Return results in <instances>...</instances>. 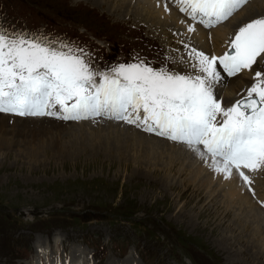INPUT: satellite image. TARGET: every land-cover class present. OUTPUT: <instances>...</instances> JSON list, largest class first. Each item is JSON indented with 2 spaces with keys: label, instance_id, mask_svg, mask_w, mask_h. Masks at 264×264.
Wrapping results in <instances>:
<instances>
[{
  "label": "rangeland",
  "instance_id": "1",
  "mask_svg": "<svg viewBox=\"0 0 264 264\" xmlns=\"http://www.w3.org/2000/svg\"><path fill=\"white\" fill-rule=\"evenodd\" d=\"M121 1L115 0L110 7H105V0H99L103 4L99 6L84 0H0V26L10 32L15 28L18 32L35 34L37 27L46 23L53 37L67 34L73 44L89 52L91 66L96 70L123 63L119 59L125 57L124 63L139 59L157 69L166 65L175 72L192 71L187 63H170L166 59L183 55L187 60L185 48L176 50L174 47L173 51L171 44L167 50L161 42L165 35L173 39L176 32L150 26L152 20L145 18V12L140 13V18L116 15L121 10ZM254 1L247 3L251 5ZM132 8L129 7V11ZM256 13L264 17V9L255 2L243 18ZM175 35L177 39L179 34ZM92 37L101 41L102 46L94 41L95 45L91 44ZM175 39V43H181ZM207 43L214 47L211 37ZM263 68L258 58L249 72L264 73ZM245 77L234 97L222 101L225 108L234 104L239 91L245 89L248 78ZM6 116L12 120L26 118ZM75 122L72 128L88 127V122ZM97 128L92 126V132L101 130ZM59 139L67 140L66 136ZM23 140L28 141L27 138ZM37 143L42 145L35 141L0 150V264H29L34 259L32 243L38 235L48 240L56 253H67L73 243L81 245L91 251L95 264H108L110 259L119 261L121 259L117 258L131 249L138 253V264H264V250L249 248L255 246L259 236L254 243L248 241L246 246L242 243L248 236L240 235L247 240L237 242L236 248L225 245L220 237L223 233L230 234L228 237H233V241L241 238L234 233V230L244 231L234 214L239 203L221 199L224 197L219 194L224 192H214L217 184L201 183V176L190 179L187 166L179 172L176 167L180 162L175 168L160 171L158 158L149 159L146 168H139L137 161L127 164L125 158L117 154L112 163L97 157L92 164L91 160L87 162L90 157L70 158L66 152L58 155L48 149H39ZM256 177L259 179L258 192H263L264 169L259 170ZM164 178L168 180L165 186L161 181ZM196 192L201 194H194ZM232 203L236 204L233 208ZM215 205H220V211ZM209 211L216 214L214 219ZM245 220L247 231H254L248 218ZM216 228L221 231H215ZM53 236L60 239L53 242ZM187 237L191 238L185 240ZM76 259L74 256L71 262Z\"/></svg>",
  "mask_w": 264,
  "mask_h": 264
},
{
  "label": "snow or ice",
  "instance_id": "2",
  "mask_svg": "<svg viewBox=\"0 0 264 264\" xmlns=\"http://www.w3.org/2000/svg\"><path fill=\"white\" fill-rule=\"evenodd\" d=\"M193 24L211 29L227 21L248 0H175ZM167 10V9H166ZM189 24L188 31L195 27ZM180 73L142 60L105 70L91 66V54L73 43L0 26V113L80 121L105 117L183 143L211 168L244 185V170L264 169V73L225 108L215 86L251 70L264 57V17L239 27L229 50L209 56L185 44ZM222 70V71H221ZM202 146V147H201Z\"/></svg>",
  "mask_w": 264,
  "mask_h": 264
},
{
  "label": "bare ground",
  "instance_id": "3",
  "mask_svg": "<svg viewBox=\"0 0 264 264\" xmlns=\"http://www.w3.org/2000/svg\"><path fill=\"white\" fill-rule=\"evenodd\" d=\"M84 1L92 2L94 4L93 6L103 5L99 2V0ZM113 1L115 0H105V7H110ZM255 2L259 4L262 9H264V0H255L251 5L248 4L246 7L244 6L245 8L242 7L244 9L241 8L242 10L240 9V11L236 12L220 27L215 26L216 29L213 31L204 28L202 25L193 24L191 20H188L186 15H183L178 10L175 0H122L120 2L121 10L119 11V13H116V15H134V17L137 18L139 17L141 12H145V18L149 17L152 20L150 26H155L158 28H161L162 26L164 29H171V31L176 32L175 34H179L178 38L175 39L176 41L184 42L185 44L189 45L190 48L192 47L199 51H203L209 56H221L227 50L228 45L230 44V39L234 37L236 31L239 29V24L250 17H256L259 15L256 13L257 15L251 14L243 18V16L246 15V11L249 8L253 7V4ZM129 7L133 8L129 11ZM110 10L111 13H114L112 12V8ZM125 12L130 13L125 14ZM141 15L144 16L143 14ZM189 24H193V26L195 27L194 32L188 31ZM234 28H236L235 31ZM210 37L212 39V43H214V47H211L207 43V40ZM189 39L191 40L190 43L188 42ZM261 63L264 64V57H261ZM246 72L247 70H244L242 74L250 77V72ZM245 76L239 75L232 79H227L224 76V78L215 86V95L217 99L228 101L231 97H234L237 90L239 89V86L243 82L242 80L245 81ZM248 86L249 84L247 83L245 85V89L239 91L238 97H236L235 100L245 94V90L248 88ZM9 117L0 113V150L23 146L25 144H32L35 143V141H38L42 142V145L40 143H37L39 149H48V151H53L58 155H60V153L66 152L65 155L70 158H75L78 156L85 158L90 157L89 159L87 158V162L91 160L90 162L92 164H95L93 160L97 157L100 160L112 163L117 157V154H119V157H124V160L127 164L137 161L139 168H146L149 159L158 158L160 161L159 164L161 165L160 171L164 170V168H175V164H179L180 162L181 164L177 165L176 167L179 172H181V169H183L182 167L187 166L188 177L190 179L193 180L194 177L199 178L201 176V183L206 182L207 185L217 184L214 192L218 193L221 190L224 192H220L219 194L221 195V197H224L221 199L233 202L236 200V203H239V209L236 208L237 211L234 209V214L237 221L242 225V228H244V231L240 230L236 232L234 230V233L239 237L246 234L248 236H246L248 240L247 238L245 239L241 237L238 238V240L233 241V237H228L230 234H228L227 236L223 235V233L221 234L220 232V237L222 238L223 243L225 245L236 248L235 245L237 244V242L242 243V240L244 239L247 241L243 242L242 244L248 246V241L254 243L253 241H256V236H259V239H257L258 242L255 243V246L250 245L249 248L251 249V247H253L255 249L264 250V247L262 246L264 245V236H261V231L264 234V212L259 204V201L264 200V197H261L262 194H264V191L258 192V189L260 187H258L259 179L256 177L257 172H245L250 176L252 180L251 185L246 186L235 174L232 176V178H225L224 174L215 172L210 166L211 160L205 161L200 159L185 145L176 142L172 143V141H166L159 138H154L139 129H131L129 126H122V124L120 123L102 122L99 120H95L93 122L79 121L78 123L88 122V127H80L79 129H76L72 128L73 123L56 121V118L52 117H35L36 119H28L26 117L25 119L17 118L14 120L10 119ZM92 126L98 127L97 129L101 130L96 131L95 129L92 132ZM88 131L91 132L88 133ZM61 136H66L67 140H60L59 137L61 138ZM14 137H18V139H14ZM21 138H27L28 141L26 140V142ZM141 172L143 175H145L143 171ZM141 172L139 171V174ZM161 181L164 182V186L165 183L168 182L166 178L161 179ZM194 194L200 195L201 193L196 192ZM210 194L213 195L214 193L212 194L211 192ZM233 204L235 203L231 204V208H233ZM220 205H215L216 209H218L219 211ZM242 206H244V209ZM209 213L212 214L211 216L213 217V219L216 217V214H214V212L212 213L211 211H209ZM219 214L223 215L221 212ZM226 215L227 214H224V216ZM247 218L248 222L254 228V231H247L245 223L243 222L246 221L245 219ZM215 231L221 230L217 229ZM59 239V237L53 236L51 240L53 242H56ZM32 246L34 249V259L31 260L29 264H55L57 260V253L55 252L56 250L54 251L50 248L51 246L48 244V240H44L38 235L33 241ZM74 256L75 259H77L74 262H71ZM85 259H87L88 264H93L91 251L86 250L79 244L73 243L69 245L67 254L60 258V264H86ZM139 261V257L136 256L135 249H131L128 250L126 256L123 259L119 261L110 259L108 261V264H138Z\"/></svg>",
  "mask_w": 264,
  "mask_h": 264
}]
</instances>
